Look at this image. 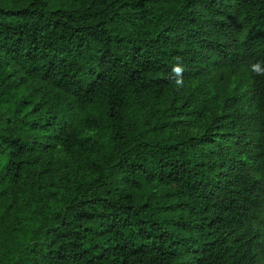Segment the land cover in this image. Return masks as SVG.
Segmentation results:
<instances>
[{"label":"trees","instance_id":"16d2710c","mask_svg":"<svg viewBox=\"0 0 264 264\" xmlns=\"http://www.w3.org/2000/svg\"><path fill=\"white\" fill-rule=\"evenodd\" d=\"M0 264H264V0H0Z\"/></svg>","mask_w":264,"mask_h":264}]
</instances>
